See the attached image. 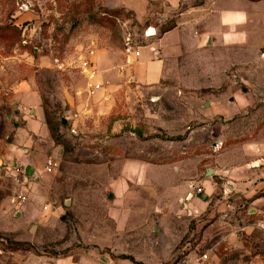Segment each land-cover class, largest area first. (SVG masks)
Here are the masks:
<instances>
[{
    "label": "rangeland",
    "instance_id": "374dc122",
    "mask_svg": "<svg viewBox=\"0 0 264 264\" xmlns=\"http://www.w3.org/2000/svg\"><path fill=\"white\" fill-rule=\"evenodd\" d=\"M212 1L0 0V80L11 92L9 101L2 104L0 99V264H50L62 258L77 262L91 251L113 257L93 240L100 232H114L103 218L107 206L94 188L84 189L82 183L66 179L98 173L90 166L78 165L80 162L109 161L116 153L122 157L137 153L140 146L131 135L134 130L147 132L146 127L169 125L179 116L183 123L185 117L187 137L204 129L198 137L203 142L204 163L214 162V150L240 144L260 132L264 126V31L258 36L260 30L255 29V37L244 45L205 47L201 38L195 39L192 28L198 18L209 13ZM221 5L234 10L245 3L221 0L217 7ZM180 23H186L187 29L193 26L189 35L194 42L163 55L159 51L162 57L158 60L164 61L161 101H155L158 94L151 92L144 96V105L137 104L133 87L123 76L126 86L117 93L121 101L118 109L107 120L90 123L97 130L119 122L122 134L110 130L72 134L69 128L57 126L70 111L66 97H76L89 83L81 64L91 52L108 50L128 69L126 39L132 48L144 46L157 42ZM205 24L203 31L210 27V22ZM150 31L154 34L147 37ZM21 82L27 89L16 93ZM180 94L182 100L176 101L175 95ZM38 108L42 110V131L24 134L23 142L14 139L15 131L24 128V117L34 116L28 111ZM214 111L218 116L210 118ZM212 128L223 133L222 145L215 148L212 144L217 141L208 134ZM165 132L158 129L156 134H147L146 140L174 139ZM193 136L188 156L200 154L198 147L194 152L198 140ZM13 148L19 160L27 154L29 163L12 160ZM38 157L40 163L35 162ZM47 160L55 163V173L45 170ZM107 168L113 172L114 163ZM19 198L25 200L23 204ZM25 203H36L41 216L27 220L21 212ZM21 235H26V240L16 242ZM235 236L231 251L219 264H264V228L237 230Z\"/></svg>",
    "mask_w": 264,
    "mask_h": 264
},
{
    "label": "crops",
    "instance_id": "0c3cea01",
    "mask_svg": "<svg viewBox=\"0 0 264 264\" xmlns=\"http://www.w3.org/2000/svg\"><path fill=\"white\" fill-rule=\"evenodd\" d=\"M220 1H212L209 13L198 18L194 27L191 25L187 29L183 26L186 23L177 24L164 32L157 42L135 48L134 53L137 52L138 57L134 54L126 56L128 69L120 57L108 50L91 52L87 61L96 69V75L84 85L88 87L92 83L101 88L93 96L82 94L87 91L86 87L78 91L76 97H66L65 103L70 111L64 126L69 128L68 132L86 134L110 130V133L122 134L123 127L119 122L112 128L104 125L97 130L90 123L105 121L118 109L121 101L117 93L126 86L123 76L133 87L137 104L144 105V96L151 92L158 94L154 100L160 102L164 96L160 92L164 61L158 59L167 50L192 44L194 40L189 35L192 29H195V39L201 38L203 45L210 48L215 44L226 47L244 45L255 29L260 30L258 36L263 33L264 0H239L245 5L234 10L222 5L219 6L222 8L217 7ZM209 22V30H201ZM168 37L172 39L168 40ZM207 40L209 45L205 44ZM26 89L25 82L15 87L16 93ZM10 97L8 84L0 80L2 104ZM175 98L176 101L182 100L181 94ZM28 114L34 116L28 120L24 117V128L15 131L14 139L23 142L24 134L42 131V110L32 109ZM216 116L217 111L210 113V118ZM182 120L183 123L179 116L169 125L146 127L147 132L134 130L131 135L136 137L140 150L131 156L122 157L116 153L109 161L78 164L90 166L98 173L69 175L66 181L82 183L84 189L94 188L97 197L107 206L103 218L112 224L114 232L112 235L100 232L93 236V240L94 245L100 249L107 248L113 257L99 256L91 251L80 256L77 262L62 258L50 264H219L231 251L237 230L250 232L259 226L264 228V126L256 136H250L240 144L234 143L221 151L220 148L214 150L217 153L214 162L204 163L203 142L198 139L204 129H198L187 137L185 117ZM158 129L166 130L165 133L174 139L170 142H162L156 137L146 140L147 134H156ZM209 132L210 139L217 141L212 147L222 145L223 133L216 128ZM193 134L198 140L194 143V152L198 147L200 154L188 156ZM15 149L11 153L12 160L28 164L30 157L26 154L19 160ZM35 162L40 163V157L35 158ZM112 163L113 172L107 168ZM73 164L77 165V162ZM221 187L225 190H220ZM70 204H75L73 197ZM36 206V203H25L22 207L21 212L27 220L41 216ZM25 236L21 235V239L18 236L16 242L26 240Z\"/></svg>",
    "mask_w": 264,
    "mask_h": 264
},
{
    "label": "built area",
    "instance_id": "2783aa9c",
    "mask_svg": "<svg viewBox=\"0 0 264 264\" xmlns=\"http://www.w3.org/2000/svg\"><path fill=\"white\" fill-rule=\"evenodd\" d=\"M149 33V32H148ZM147 33V37H149L150 35ZM152 36V35H151ZM126 48H125V53L126 55H128L129 57H131L132 54H134L135 57H138V53L135 52L134 53V49L141 47V46H136L135 48L131 47V43L129 41V39H126ZM81 69H82V73L86 74L89 80H92L94 78V76L96 75V71L93 68L92 64L88 61H84L81 64ZM101 87L100 85L97 84H89L87 87V94L88 96H93V94L99 90ZM70 133L74 134V132L71 130ZM55 167V163L52 160H47L45 163V170L49 173L53 172ZM198 192H201V189H197ZM24 199L23 198H19L18 202L20 204L24 203ZM203 259H205V256H203Z\"/></svg>",
    "mask_w": 264,
    "mask_h": 264
},
{
    "label": "water",
    "instance_id": "95a60500",
    "mask_svg": "<svg viewBox=\"0 0 264 264\" xmlns=\"http://www.w3.org/2000/svg\"><path fill=\"white\" fill-rule=\"evenodd\" d=\"M148 34H149L150 36L153 35V33H152L151 31H150ZM205 44H206V45H209V41L207 40ZM239 82H240V81L238 80V83H239ZM9 117H10V116H8V118H9ZM65 124H66V120H65L64 118H62V119H61V125L64 126ZM14 126H15V125H14ZM0 163H1V162H0ZM208 173H209V175H210L211 171H209Z\"/></svg>",
    "mask_w": 264,
    "mask_h": 264
},
{
    "label": "trees",
    "instance_id": "16d2710c",
    "mask_svg": "<svg viewBox=\"0 0 264 264\" xmlns=\"http://www.w3.org/2000/svg\"><path fill=\"white\" fill-rule=\"evenodd\" d=\"M249 1H260V0H249ZM60 122H61V120L59 119V123H57V126H59V127H61ZM61 128H65V126H63ZM18 251H21V250H18Z\"/></svg>",
    "mask_w": 264,
    "mask_h": 264
},
{
    "label": "bare ground",
    "instance_id": "6f19581e",
    "mask_svg": "<svg viewBox=\"0 0 264 264\" xmlns=\"http://www.w3.org/2000/svg\"><path fill=\"white\" fill-rule=\"evenodd\" d=\"M256 165V164H255Z\"/></svg>",
    "mask_w": 264,
    "mask_h": 264
}]
</instances>
